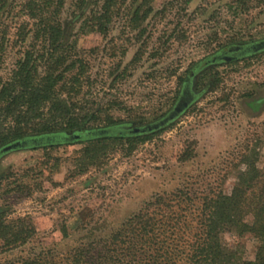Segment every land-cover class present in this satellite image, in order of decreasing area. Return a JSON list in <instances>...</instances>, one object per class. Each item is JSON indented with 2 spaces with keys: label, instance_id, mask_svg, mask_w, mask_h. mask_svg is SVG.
Returning a JSON list of instances; mask_svg holds the SVG:
<instances>
[{
  "label": "rangeland",
  "instance_id": "374dc122",
  "mask_svg": "<svg viewBox=\"0 0 264 264\" xmlns=\"http://www.w3.org/2000/svg\"><path fill=\"white\" fill-rule=\"evenodd\" d=\"M55 19L63 29L53 49L65 55L59 68L72 64L59 89L88 116L84 126L155 122L169 112L190 64L264 39V0H0V84L28 52L37 78L43 73L52 42L36 31ZM225 59L197 74V96L185 110L137 141L104 143L94 158L83 152L92 142L0 154L3 219L28 216L34 226L11 249L1 247L0 234V264L77 247L100 254L131 217L165 219L195 195H228L250 165L264 173V105L253 115L246 104L264 96V48ZM214 126L222 132L215 139ZM148 207L160 213H140ZM223 235L254 256L252 237Z\"/></svg>",
  "mask_w": 264,
  "mask_h": 264
},
{
  "label": "trees",
  "instance_id": "16d2710c",
  "mask_svg": "<svg viewBox=\"0 0 264 264\" xmlns=\"http://www.w3.org/2000/svg\"><path fill=\"white\" fill-rule=\"evenodd\" d=\"M62 2L55 0L56 6ZM53 23L50 29L36 31L37 35L47 34L52 42L43 73L37 78L39 64L28 52L17 61L10 78L0 84V147L13 140L41 135V140L22 147L54 148L92 142L93 146L84 148L83 152L94 158L104 143L119 139L133 142L150 133L146 125L134 126L120 119L101 126L83 125L88 116L75 112L71 97L59 89L64 70L72 64L59 68L65 55L63 51L54 53L53 49L61 46L63 29L58 20ZM258 51L250 49L244 53ZM244 53L234 54L240 58ZM225 54L232 53L218 50L190 64L189 70L196 68L200 74L214 64L225 62ZM246 104L255 115L263 108L264 96L252 97ZM237 178L228 195L219 189L195 195L192 205L187 199L180 205L181 212L171 213L168 218L131 217L111 235L107 245L103 244L104 251L100 254H88L90 250L85 247L74 248L64 255L40 251L22 256L17 264H264V173L250 165ZM156 208L148 207L140 213L148 210L160 213ZM4 214L0 206L1 247L6 250L27 242L34 228L31 219L19 216L6 222ZM224 233L252 237L254 256L242 255L225 241Z\"/></svg>",
  "mask_w": 264,
  "mask_h": 264
},
{
  "label": "water",
  "instance_id": "95a60500",
  "mask_svg": "<svg viewBox=\"0 0 264 264\" xmlns=\"http://www.w3.org/2000/svg\"><path fill=\"white\" fill-rule=\"evenodd\" d=\"M264 48V39L253 42L251 44H245V45H235L232 47H229V51H236L237 55L243 54L246 50H254L258 51ZM187 104V100H183L181 97L177 99L173 107L169 110V112L164 116L161 117L159 120L147 124L145 127L152 129L153 127H157L159 125H163L167 120L173 118L175 115H177L183 107ZM145 127H142L143 129ZM43 136L38 135V136H30V137H25L17 140H13L5 145H2L0 147V154L7 152L11 149H16L20 148L22 146H27L28 142L30 141H36V140H41Z\"/></svg>",
  "mask_w": 264,
  "mask_h": 264
},
{
  "label": "flooded vegetation",
  "instance_id": "af4514ba",
  "mask_svg": "<svg viewBox=\"0 0 264 264\" xmlns=\"http://www.w3.org/2000/svg\"><path fill=\"white\" fill-rule=\"evenodd\" d=\"M224 50H227V52H231L232 53V54H225L224 56H226V57H228L229 55L233 56V55H235L234 53L236 52V51H229V48H226ZM249 53L250 52H248V53L246 52L244 54H249ZM197 73L198 72L196 71V68H194V69L192 68V69L189 70V66H188L187 69L185 70V73L181 77L182 79H181V83H180V88H178V93H177V96H176V98L174 100L173 105L175 104L177 99L180 98V97L183 100H187V104L183 107V109L177 115H179L183 110H185V108L189 104H191L195 100V97L197 96V93H196V90H195V84L197 82V77H196ZM173 105H172V107H173ZM177 115H175L173 118L167 120L163 125H166L167 123H169ZM162 117H164V116H162ZM153 128H155V127H153Z\"/></svg>",
  "mask_w": 264,
  "mask_h": 264
},
{
  "label": "clouds",
  "instance_id": "9594fccd",
  "mask_svg": "<svg viewBox=\"0 0 264 264\" xmlns=\"http://www.w3.org/2000/svg\"><path fill=\"white\" fill-rule=\"evenodd\" d=\"M208 131L212 133L214 139L222 135V132L217 130L215 126L213 128L208 129Z\"/></svg>",
  "mask_w": 264,
  "mask_h": 264
}]
</instances>
